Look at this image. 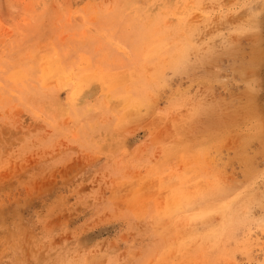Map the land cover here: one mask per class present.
<instances>
[{"label": "rangeland", "instance_id": "1", "mask_svg": "<svg viewBox=\"0 0 264 264\" xmlns=\"http://www.w3.org/2000/svg\"><path fill=\"white\" fill-rule=\"evenodd\" d=\"M0 264H264V0H0Z\"/></svg>", "mask_w": 264, "mask_h": 264}]
</instances>
